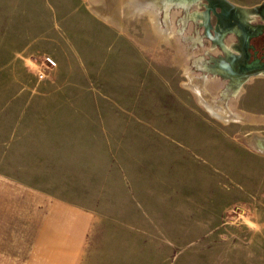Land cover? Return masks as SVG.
Wrapping results in <instances>:
<instances>
[{"label": "rangeland", "instance_id": "1", "mask_svg": "<svg viewBox=\"0 0 264 264\" xmlns=\"http://www.w3.org/2000/svg\"><path fill=\"white\" fill-rule=\"evenodd\" d=\"M163 1L144 2L155 5L157 33L127 0H0V114H103L127 171L134 156L128 174L140 202L149 198L173 223L187 217L185 264H264V92L247 100L248 84L235 93L209 69L225 58L211 36L219 8L209 11L210 34L199 17L207 0ZM222 41L234 51L238 39L227 32ZM186 69L207 75V97L240 119L213 116L184 85ZM251 77L264 91V75Z\"/></svg>", "mask_w": 264, "mask_h": 264}, {"label": "crops", "instance_id": "2", "mask_svg": "<svg viewBox=\"0 0 264 264\" xmlns=\"http://www.w3.org/2000/svg\"><path fill=\"white\" fill-rule=\"evenodd\" d=\"M244 84L247 100L264 92L253 77ZM103 123V114H0L1 264H185L187 217L173 223L140 202L134 156L127 171Z\"/></svg>", "mask_w": 264, "mask_h": 264}, {"label": "bare ground", "instance_id": "3", "mask_svg": "<svg viewBox=\"0 0 264 264\" xmlns=\"http://www.w3.org/2000/svg\"><path fill=\"white\" fill-rule=\"evenodd\" d=\"M166 1V0H165ZM163 1V2H165ZM183 1V0H182ZM145 0H127V4L131 8L133 12L136 11H145L151 20V23L153 25L154 30L162 31V25L160 24L161 21H158L157 11L155 9V5H144ZM162 2V4H163ZM181 2V1H180ZM186 2V1H185ZM206 9L202 11L199 15V17L202 19L203 24L206 28V30L210 33V24L208 22L209 17V11L212 9L215 11V8H219V12H215L217 23H216V33L215 35L211 34L213 40L218 42L222 48V50L225 53V58L222 60L217 61L211 68V71L215 75H223L224 77H227L230 80V87L234 90L235 93H238L241 85L248 80V78L251 75L259 74V71L254 70L253 72L248 73H239L238 72V64L235 61V55H233V51L227 46L223 41L222 37L227 32H234L239 37L238 30L236 29H242L243 26L248 27L249 19L251 18L252 14L255 13L257 8L262 7L261 5L253 7L251 10L246 8H241L233 5L228 0H207ZM167 6H169V1ZM202 5V4H201ZM166 6V9H167ZM177 7V6H176ZM180 7V6H179ZM202 7V6H201ZM159 10V9H158ZM188 12V11H187ZM144 13V12H143ZM168 13V12H167ZM196 17V16H195ZM171 19V17H170ZM190 19V18H189ZM160 20V19H159ZM210 20V19H209ZM165 23L166 20H165ZM169 23V21H168ZM170 24V23H169ZM166 25V24H165ZM168 25V24H167ZM164 29V28H163ZM173 29H170L167 27L163 32V34L172 35ZM181 33V32H180ZM162 35V34H161ZM165 36V35H163ZM248 35L243 36V41L245 44V40ZM234 51H238L237 46L234 47ZM215 58V57H214ZM210 60V59H208ZM208 69V67H205ZM247 68L245 65L243 69ZM204 69V68H203ZM185 75L187 77V80L184 82V85L194 91L196 96L198 97L199 101L203 104L205 108L208 109L209 112L222 122H228L230 120H238L240 119V115L237 111H234L230 108V106L225 105L224 101L220 98L211 97L208 98L205 93H207V87L208 84L207 81H209V78L207 75L204 76V78L196 79L191 73L189 69H186ZM227 92V90H225ZM228 93V92H227ZM226 93V94H227ZM233 93V91H232ZM229 94V93H228ZM236 95V94H235ZM229 96V95H228ZM222 100V102L220 101ZM263 142H258V149H261L264 147Z\"/></svg>", "mask_w": 264, "mask_h": 264}, {"label": "flooded vegetation", "instance_id": "4", "mask_svg": "<svg viewBox=\"0 0 264 264\" xmlns=\"http://www.w3.org/2000/svg\"><path fill=\"white\" fill-rule=\"evenodd\" d=\"M262 13H263V6L260 8H257L255 13L252 14V16L257 15V14L263 15ZM248 22H249L248 27L243 26L242 29H239L236 27L240 37L237 34H235L234 32H230L233 35H235L238 39V42L235 43V46H237L238 51H233V55H235V61L238 64V72L239 73H248V72L250 73V72H253L254 70H256V71L260 72L259 74H264V62L252 64V63H249V61L247 60L246 45L244 44V41H243V36H245V35L249 36V35L254 34L255 32H257L259 30L260 25L264 26V24H258V25L252 24L250 22V19ZM262 31L263 32H262L261 36L259 37L258 42H254V43L252 42L251 43L254 45V47L252 49L248 47L249 60L250 61L253 60L254 58L264 59V28L262 29ZM225 44L227 46H229L227 43H225ZM245 65L247 66V68L243 69V67ZM204 67H208V66L206 65ZM242 86L243 85H241V87Z\"/></svg>", "mask_w": 264, "mask_h": 264}, {"label": "water", "instance_id": "5", "mask_svg": "<svg viewBox=\"0 0 264 264\" xmlns=\"http://www.w3.org/2000/svg\"><path fill=\"white\" fill-rule=\"evenodd\" d=\"M262 6H263V13L262 14L264 15V4H262ZM263 28H264V26L260 25L259 30L257 32H255L254 34L249 35L248 37H246L245 45H246V51H247V60L249 61V63L253 64V63H262V62H264V61H261V59H259V58H254L253 60L250 61L249 60V51H248V47L251 48V49L254 47L253 44H250V40L254 39V40H256V42H258L259 37L261 36V34L263 32L262 31Z\"/></svg>", "mask_w": 264, "mask_h": 264}, {"label": "built area", "instance_id": "6", "mask_svg": "<svg viewBox=\"0 0 264 264\" xmlns=\"http://www.w3.org/2000/svg\"><path fill=\"white\" fill-rule=\"evenodd\" d=\"M44 61H45L46 67H48V68H51V67L55 66V64H56L55 61L52 58H50L49 56L45 57ZM37 75H38V78H43L45 74L42 71H38Z\"/></svg>", "mask_w": 264, "mask_h": 264}]
</instances>
